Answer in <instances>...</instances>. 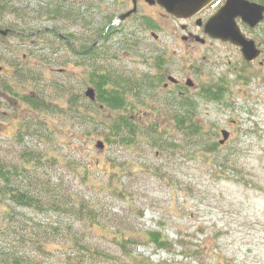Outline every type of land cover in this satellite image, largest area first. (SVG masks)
<instances>
[{
    "label": "rangeland",
    "instance_id": "rangeland-1",
    "mask_svg": "<svg viewBox=\"0 0 264 264\" xmlns=\"http://www.w3.org/2000/svg\"><path fill=\"white\" fill-rule=\"evenodd\" d=\"M111 1L63 4L74 14L78 49L95 42L98 55L86 62L51 31L41 32L59 26L38 14L54 0H18L26 13L0 21L1 28L20 32L0 34V80L16 85L20 95L0 96V162L13 171L10 184L37 193L41 203L55 202V209L35 213L0 194V252H19L31 264H65L66 230L87 246L70 264H264V66L250 78L233 68L221 100L202 98L204 86L226 79L227 66L218 59L229 54L234 60L239 51L218 42L188 48L181 40L184 23L146 6L140 14H152L155 40L140 15L124 27L116 23L125 6L116 10ZM103 30L115 34L99 38ZM206 55L215 67L208 68ZM15 63L24 64L27 80L14 76ZM98 70L125 86L143 77L159 83L133 89L126 109L95 108L85 91L95 89ZM168 76L181 86L163 88ZM188 78L195 89L186 86ZM178 89L195 102L198 133L173 121L184 114ZM24 95L49 106L38 110ZM71 105L92 113L87 123L76 119ZM122 114L135 122L134 134L123 138L109 134L107 125ZM223 129L230 140L209 149ZM97 141L104 142L102 150ZM4 185L0 180V189ZM152 232L164 240H153Z\"/></svg>",
    "mask_w": 264,
    "mask_h": 264
},
{
    "label": "trees",
    "instance_id": "trees-1",
    "mask_svg": "<svg viewBox=\"0 0 264 264\" xmlns=\"http://www.w3.org/2000/svg\"><path fill=\"white\" fill-rule=\"evenodd\" d=\"M55 5L52 7V3L47 4L48 7H52L50 10L46 7L42 8V11H38L39 15H44L45 13L47 16L50 18H54L55 15L58 16L59 14L64 12L69 11L67 7H65L63 4H65L68 0H54ZM59 1V2H58ZM27 9H23L21 5L18 3V0H0V21L4 19L9 13H15L17 15H20V13H26ZM70 14L74 15L72 12H69ZM41 16V17H42ZM8 29L10 31V35L13 34H19V29L16 26L10 25V28H4ZM106 31L103 30L102 34L99 35V38L103 36V38H108L107 35L110 37L115 34L114 32H109L105 33ZM118 32H116L117 34ZM21 36V35H20ZM99 38L94 37V41L98 40ZM86 38L80 43L85 42ZM95 45V42L93 44H86L83 45V50L82 52H79V59L82 60L83 62L87 61V57L92 54L94 57L95 55H98L95 53L96 50L92 49V46ZM15 75L18 77V79L21 81L27 80L26 75L23 74L25 72L24 69V64L20 65L19 63H15ZM97 78H95L96 82V87L95 91L97 92V99L96 102H91L89 103L91 105L98 106L100 107H105L108 110H122L126 109L129 106V101L127 100V97L129 93L133 91L135 88H142V87H153L154 86V80L151 81L148 78H142V80L138 81H133L129 82L126 86L121 82V80H118L114 78L111 75V72H98L96 73ZM7 83L9 82H1L0 85H3L5 89H8ZM154 83V84H153ZM15 90V89H14ZM68 91V90H67ZM67 91L65 90V93L67 94ZM16 92V91H15ZM225 92V88L221 86H215V85H208L207 87L205 86L203 88V93L202 96L205 97L206 99H210L212 101H218L222 98L223 93ZM18 96L19 93L16 92ZM24 100L27 101L29 104L32 106L36 107L38 110H42L49 105L45 104L44 100L40 98H33L29 95H24L23 96ZM178 104L180 106V109L184 110V114L181 115H176L173 117L175 123L180 125L182 129L184 128L185 130H190L191 132L198 133L201 131V128L198 126L199 124L197 122H194L192 120V117L194 115L195 109V102L191 101L189 98H184V97H177ZM73 107L72 111L76 114V119H78L80 116H82V122L87 123V119H89L88 115L92 113L90 112L89 114L84 112L82 114V111L78 109V105H71ZM96 108V107H95ZM100 110V109H98ZM134 120V119H133ZM131 117H129L127 114H122L117 118V121H112L108 122V130L109 134H113L114 136H119L121 138L125 137V133L130 132L134 134V124ZM190 120V121H187ZM150 131L153 133H157L156 131H152L150 128ZM155 146L158 144L157 141L152 142ZM219 146V143L212 141L210 143L209 149H216ZM14 175L17 176V174L20 173V170H15L14 169ZM13 171L8 169V166H4L2 162H0V180L1 182H4L5 185L3 186L2 189H0V194L3 196L4 200L10 198V200L16 204V206H22L25 208H30L32 211L40 212V211H47L49 208L55 209V202L53 200H50V203L47 205L44 203L39 202L37 198V193H32L29 190H24L22 187H17L14 184H10V174H12ZM17 187V189H16ZM15 188V190H13ZM74 206V205H73ZM66 211L69 212L68 207L66 208ZM74 214L79 217L78 213L76 210L71 211V214ZM9 214V213H8ZM49 229L54 231V233H57L59 228L58 226H55L53 223L48 224ZM49 232V230H48ZM65 236H66V243L68 245L64 248V255H65V264H70V261H75L77 256L75 255V252L78 253H84V250L86 249L87 246H83L82 241L77 238L76 234L71 233L70 231L65 230ZM151 236L153 240L160 242L164 240L161 237V234L152 232ZM161 244H165L164 242H161ZM69 249L71 251L67 252ZM74 255V256H73ZM80 258H83L81 255H78ZM0 264H31L30 263V258L25 256V255H20L19 252H10V253H1L0 252Z\"/></svg>",
    "mask_w": 264,
    "mask_h": 264
},
{
    "label": "flooded vegetation",
    "instance_id": "flooded-vegetation-1",
    "mask_svg": "<svg viewBox=\"0 0 264 264\" xmlns=\"http://www.w3.org/2000/svg\"><path fill=\"white\" fill-rule=\"evenodd\" d=\"M228 1L229 0H213L209 4L205 5L201 10H199L197 14H195L191 18H182V20L176 18L180 22L184 23L182 26L183 35H182L181 40L182 42H184V44H186L188 48H191L192 44L194 43H198L203 46L209 44L210 46L214 44L215 42H218L220 43V45H224L226 47L227 46H230L233 48L235 47L239 51L238 53L240 54L237 57H235L234 60H232V56L229 54L227 55V56H230L228 58H226L227 57L226 56L224 58L222 57L218 59L221 65L227 66V69L222 74L223 76H226V79L221 80V82L223 83L227 82L228 80L227 74L233 68H235V70H239V73L242 74V76H246L247 78H250L251 76L254 75V72H255L254 68L257 65L264 66V49H263L264 48V37L263 38L261 37L262 32L264 31V0H244V1H248L249 3H254L255 5L260 6V8H263V20L255 28H251L249 24L248 23L246 24L239 16H237L236 19L234 20L237 23L239 30L243 34L244 38H247V39L251 38L254 41H256L258 50L262 52L257 60L248 62L243 56V54L241 53L240 48L236 46L233 42L229 40L222 41L221 39L216 38V37L214 38L206 30L208 21L214 18V16L218 15L222 11V9L225 7V5H227ZM111 3H112L111 6H113V8L116 10L123 6H125L124 8L125 12H127L131 8L136 9L137 12L135 15L128 17L126 21H121L120 23L128 22V20L131 19L132 17L140 15L142 19L141 25L145 27L146 31L149 34L153 32V20L151 21L150 19V18L153 19V16L152 14L150 15L140 14L141 8L144 9L146 8V6H151L152 8H158L159 11L162 10L163 13H166L165 10L158 3L154 1L148 2V0H114V1L112 0ZM166 14L168 17H174L172 14L171 15L168 13ZM53 19L59 23V26L51 27L49 31L42 29L41 32L43 31L44 33L52 32L54 38L58 40L59 42H61L62 45H64V47L66 46L67 50L70 52V55L77 59L79 52H82V50L78 49V45L76 46V42H77L75 39L76 37L75 35L71 34V30L74 28V24H75L74 18L69 13V11L67 12L63 11V13L59 14L58 16L55 15ZM121 26L124 27L122 24ZM59 28H61L63 32L65 31L64 35L62 34ZM65 28H67V30ZM253 32H257L261 35L260 36L254 35ZM38 33H40V31ZM33 35H35V33ZM29 36H32V35H29ZM157 39L158 38H155V40ZM204 61L209 63V65H211L208 68L214 67L212 65H215V63L210 64L208 55L204 56ZM220 64H217V65L220 66ZM234 64H237L239 66H236ZM2 71H3V68L1 72ZM1 82H5V81L0 80V83ZM165 84H164L165 89L171 90L169 87H167L168 85L167 84L165 85ZM7 85L9 87L8 89H5L3 85H0V96H10L12 97V99L15 97H18V95L16 94V92H18L16 85L11 84V83H7Z\"/></svg>",
    "mask_w": 264,
    "mask_h": 264
},
{
    "label": "water",
    "instance_id": "water-1",
    "mask_svg": "<svg viewBox=\"0 0 264 264\" xmlns=\"http://www.w3.org/2000/svg\"><path fill=\"white\" fill-rule=\"evenodd\" d=\"M156 2L161 5L164 10L174 15L175 17L189 18L194 14L199 12L205 5L209 4L213 0H148V2ZM136 9L129 10L127 13L121 16L122 20H125L131 14L135 13ZM263 8L255 5L253 3H249L244 0H229L227 5L222 9V11L214 16V18L208 21V25L206 30L215 38H221L223 40H230L235 44H239L243 47V53L247 59H256L259 57L260 52L255 49V42L252 40H246L241 31L239 30L237 23L234 21L237 16H240L242 20L246 23L248 22L251 27H255L261 22ZM0 33L3 36H8L10 31L7 29H1ZM2 65L0 66V72L2 70ZM170 81L177 82V79L173 77H169ZM189 86H193L194 83L191 79L187 81ZM86 96L91 101H96V92L92 87H88L85 91ZM230 137V133L227 130H222V139H220L221 144H224L228 138ZM96 146L99 149L105 147L103 141H97Z\"/></svg>",
    "mask_w": 264,
    "mask_h": 264
}]
</instances>
